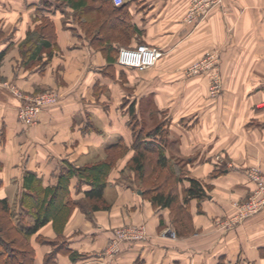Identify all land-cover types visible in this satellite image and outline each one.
<instances>
[{
	"label": "crops",
	"instance_id": "crops-1",
	"mask_svg": "<svg viewBox=\"0 0 264 264\" xmlns=\"http://www.w3.org/2000/svg\"><path fill=\"white\" fill-rule=\"evenodd\" d=\"M190 1L0 0V199L9 223L33 222L22 206L29 174L42 187L54 186L81 158L97 162L118 141L128 147L102 191L110 207L90 217L74 207L60 235L50 222L40 227L25 241L29 264H46L53 252V264H264V208L231 228L214 225L235 214L234 202L253 190L247 169L264 171V0H220L196 24L184 20ZM44 17L51 43L41 53L45 63L31 65L29 48L21 47L32 43L30 30ZM136 43L161 50L143 71L116 62L120 47ZM208 52L218 54L216 69L189 74ZM214 73L221 90L211 97ZM7 84L27 93L54 87L61 96L26 126L17 116L21 100ZM129 109L137 121L143 112L165 124L162 168L175 178L161 186L174 188L171 206H154L133 177L122 176L134 153ZM190 177L200 182L203 198L184 200ZM89 188L74 174L68 198H83ZM140 223L145 239L105 253L116 227Z\"/></svg>",
	"mask_w": 264,
	"mask_h": 264
},
{
	"label": "trees",
	"instance_id": "trees-1",
	"mask_svg": "<svg viewBox=\"0 0 264 264\" xmlns=\"http://www.w3.org/2000/svg\"><path fill=\"white\" fill-rule=\"evenodd\" d=\"M70 5H73L74 0H65ZM39 12V11H38ZM43 22L47 25L51 24L48 17L43 18ZM49 28H38L36 32V38L29 33V41L32 43L27 50L26 63L33 65L39 64L42 66L45 62L41 58V53L44 48L50 46V39L48 31ZM50 49V48H49ZM50 54V51L48 52ZM107 53V52H106ZM2 55H0V58ZM112 61L113 59L110 58ZM30 66V65H29ZM157 131V132H156ZM159 132V133H158ZM166 138L162 136L160 127H155L153 132H148L134 136L131 148L134 150L132 157L130 158L129 164L130 168L135 171L138 178L142 179L148 177L146 168H150V173L155 171L154 167L165 166V158L163 156V150L165 147ZM106 149H122L124 153L128 149L127 145L122 141H118L112 145L106 147ZM152 150L158 152V156L155 161L151 162V158L148 153ZM151 163V164H150ZM113 167V160L110 158H105L103 160L84 164L81 166H69V170L61 174L58 177L57 184L54 186L42 187L39 179L35 177L34 174H29L24 179V185L26 186V197L27 199H22V206L25 207L27 212L33 218L31 224H27L25 227L24 221L18 222L16 228H14L7 219V203L5 199H0V263L1 264H23L19 253H26L25 264H29L31 252L29 250V245L25 244L27 248L25 250L15 249L12 243L16 240H22V243L34 232H36L40 227L50 222L54 231L60 235L63 231V227L67 222L74 207H84L82 211L86 213L88 217L91 216L92 211L108 208L104 198L102 197V191L106 184V179L110 170ZM152 171V172H151ZM145 173L147 174L145 176ZM77 175L81 180L87 182L90 188L84 192V197L78 200H72L68 198V180L72 175ZM182 172H178L176 179L182 177ZM159 176V175H158ZM180 177V178H179ZM162 178V180L160 179ZM190 185L183 189L184 200L186 198H203L204 190L198 180L195 178H188ZM171 180V174L168 173L166 176H161L156 178L153 186H148V188H143V195L146 194L151 200L154 206H171L174 201L173 189L162 188L161 185L168 184ZM24 208V209H25ZM23 216V215H22ZM17 232V234L15 232ZM20 231V232H19ZM21 234V235H20ZM30 253V255H29ZM55 253H48L45 257L46 264H53ZM70 257L73 259V253L70 252Z\"/></svg>",
	"mask_w": 264,
	"mask_h": 264
},
{
	"label": "built area",
	"instance_id": "built-area-1",
	"mask_svg": "<svg viewBox=\"0 0 264 264\" xmlns=\"http://www.w3.org/2000/svg\"><path fill=\"white\" fill-rule=\"evenodd\" d=\"M115 5L124 3L125 0H112ZM220 4V0H191L184 20L191 24H196L204 19L207 14ZM161 55V50L157 47L145 43H136L130 46L120 47L117 51V63L121 66L132 67L138 71H143L153 66ZM218 63V54L215 52L206 53L200 60L188 67L189 73L197 70H215ZM210 96L218 95L221 89V81L215 73L210 81ZM12 91L18 94L14 88ZM59 99L58 93H44L36 97H25V102L21 103L17 109L18 119L25 123H32L40 108L56 102ZM247 175L254 182V189L248 198L239 204H235L237 215L235 221L240 223L244 218L260 212L264 208V172L257 167H251ZM223 226L224 223H223ZM113 237L105 250L111 255L119 250L120 244L127 240H142L147 237L143 226L125 225L115 228Z\"/></svg>",
	"mask_w": 264,
	"mask_h": 264
},
{
	"label": "rangeland",
	"instance_id": "rangeland-1",
	"mask_svg": "<svg viewBox=\"0 0 264 264\" xmlns=\"http://www.w3.org/2000/svg\"><path fill=\"white\" fill-rule=\"evenodd\" d=\"M101 17V16H100ZM98 15L95 17L97 20V22H99V18H100ZM40 27H42V28H44V29H46V28H49L48 29V31H49V34H51V27H50V25H47V23L46 22H39V24H37L32 30H30V33L33 35V33H34V35H33V38H36V32H37V29L38 28H40ZM30 45V44H29ZM29 45H27V46H22L21 48V50L23 51L24 50V52H25V50H27L28 48H29ZM130 46V45H129ZM151 46V45H150ZM124 47V46H123ZM155 47V46H154ZM57 50L56 49V46H54V47H52L51 48V50ZM20 50V51H21ZM21 53V52H20ZM50 53H52V51H50ZM54 53V52H53ZM116 59H117V54H116ZM117 62V61H116ZM195 62H197V61H195ZM195 62H193V63H195ZM192 63V64H193ZM150 68V67H149ZM148 69V68H147ZM187 71H188V69H187ZM210 70H201V69H199V70H197L196 72H194V73H189V74H197V73H201V72H209ZM212 79V78H211ZM211 81V80H210ZM210 85V84H209ZM7 87L10 89V91L16 96V97H18L20 100H21V103H24L25 102V97H36V96H39L40 94H44V93H49V94H54V93H58V96H59V98H60V96H61V93L59 92V90L58 89H56V88H54V87H47V88H45V89H39V90H35V91H33V92H31V93H27V92H24V91H22L20 88H18L16 85H14V84H7ZM12 88H14L15 89V91L18 93V94H15L13 91H12ZM221 90V89H220ZM220 92V91H219ZM208 94H209V96H210V88L208 87ZM219 94V93H218ZM212 97V96H211ZM59 100V99H58ZM57 100V101H58ZM20 103V104H21ZM20 105H18V107H19ZM132 106V104H130V106L129 107H131ZM18 107H17V109H18ZM131 109V108H130ZM130 109H129V111H130ZM40 110H42V108H40ZM40 110H39V112H40ZM38 112V113H39ZM38 113H37V116H38ZM130 114V116H129V118H130V120H129V127L131 128V130H132V136L134 137V136H138V135H140V134H144V133H148V132H153V130L155 129V127H160V129H161V132H162V136H165V138H166V133H167V129L165 128V124L164 123H161V122H159V120L158 119H156V120H150L147 116H145L144 114H143V112L140 114V121L138 120H136L135 118H136V116H134V114H133V111H130L129 112ZM37 116H36V118H35V120L32 122V123H30V124H25V123H23L24 125H26V126H30V125H33L35 122H36V120H37ZM92 128H95L96 129V131H100L99 129H98V127L97 126H93ZM157 132V131H156ZM159 133V132H158ZM133 140V139H132ZM168 152V151H167ZM169 153V152H168ZM103 156L101 157L102 159H104V158H110L111 160H113V168H116V167H118L119 165V163L122 161V160H125L124 158L126 157V153L124 154L123 152H122V149H104L103 148V152L101 153ZM171 154H174V156H175V152H174V150H172V152H171ZM148 155H149V157L151 158V162L152 161H154V159H156V156H157V151L156 150H152L151 152H149L148 153ZM100 156H98V158H99ZM96 159L97 161H100L101 160V158H99V159ZM173 159V161H175L176 160V158L177 157H172ZM85 160V161H84ZM89 160H92V159H90V157L89 156H86V157H83V158H81V161H82V163L81 164H77V163H75V166H77V165H84V164H89V163H91ZM95 160V161H96ZM89 161V162H88ZM79 162H80V160H79ZM94 162V161H93ZM84 163V164H83ZM176 163V162H175ZM151 164V163H150ZM176 165V164H175ZM178 165V164H177ZM179 166V165H178ZM152 167V166H151ZM150 166H148L147 168H146V171H147V173H149V175H148V177L146 176L147 174L145 173V176L146 177H144V178H142V179H140V182L138 181L139 179H138V176H137V174L135 173V171L133 172L134 173V175H132L131 173H130V170H131V168H130V164H129V162H126V166H124V168H123V171H122V176H127V174L129 175V177L131 176V177H133L134 179V182H135V184H137V185H139L142 189L143 188H148L147 186H153L154 185V183H155V180H156V178H158V177H160V175L161 176H166V175H168V172H167V170H166V168H163V169H161L160 167H154L155 168V171H151L152 173H150V168H151ZM252 167H257V168H259L260 170H261V168L260 167H258V166H252ZM181 168V167H180ZM250 168H248L247 169V171H246V174H247V172H248V170H249ZM262 172H264L263 170H262ZM159 175V176H158ZM248 176V175H247ZM173 178H175V176L174 175H171V180H173ZM248 178L251 180V178L248 176ZM161 180H162V178H160ZM127 181H129V180H127ZM252 181V180H251ZM253 182V181H252ZM254 183V182H253ZM253 189H254V187H253ZM252 192V191H251ZM250 194H248V196H249ZM145 198H148L147 197V195L146 194H144L143 195ZM248 196L245 198V199H243V200H241V201H237V202H234V204H233V206H234V208H235V214H233V215H231V216H229V217H225V218H219V219H215L214 220V225H215V227L217 228V229H227V228H231V227H233L235 224H239V222L238 221H235V218H236V215H237V210H236V207H235V204H239V203H241V202H244L247 198H248ZM106 204L108 205V208L110 207V203H107L106 202ZM82 208H84V207H80V211L81 212H83L82 211ZM103 209H106V208H103ZM99 210H102V209H99ZM96 211V210H95ZM94 210L92 211V213L91 214H94V212H95ZM247 218V217H246ZM245 219V218H244ZM243 219V220H244ZM243 220H241L240 222H242ZM189 219H186L185 220V227H188V224H189ZM223 223H224V225L225 226H223ZM127 225H131V226H143L144 228H145V231H146V225H145V223H140V224H138V225H135V224H127ZM123 226H125V225H123ZM123 226H120V227H123ZM116 228H119V227H116ZM115 230V229H114ZM15 243H13V242H11L12 243V246H14L15 247V249L17 248H19L20 250H25V248H27V246L25 245V243L23 242L22 243V240H16V241H14ZM51 242V241H50ZM20 254V258H21V260H22V262H23V264H25V257H26V253L25 252H23V253H19Z\"/></svg>",
	"mask_w": 264,
	"mask_h": 264
}]
</instances>
